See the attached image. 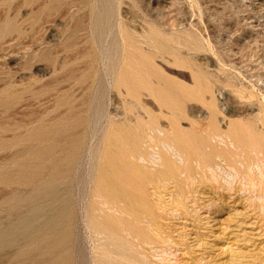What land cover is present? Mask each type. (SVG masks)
I'll return each mask as SVG.
<instances>
[{
	"label": "rangeland",
	"instance_id": "1",
	"mask_svg": "<svg viewBox=\"0 0 264 264\" xmlns=\"http://www.w3.org/2000/svg\"><path fill=\"white\" fill-rule=\"evenodd\" d=\"M71 1L76 6L71 7ZM119 3L0 0V233L8 234L30 210L50 212L52 203L70 191V160L83 131L90 130L103 108L113 111L118 106L124 111L126 101L131 100L125 90L108 86L104 70L97 82L94 71L82 76V57L73 63L81 51L86 52L85 61L98 59L96 70L101 69L102 55L118 57L113 38L100 43V49L96 46L99 38L92 26L98 11L121 15L130 28L147 32L141 48L134 50L140 59L135 66L146 79L139 87L141 103L146 106L143 118L150 113L162 128L177 125L191 140L195 160L224 166L225 159L217 155L221 146L216 147L203 132L216 109L218 125L226 129L231 122L236 124L244 143L253 146L243 151L246 160L250 156L256 160L252 149L264 150V0ZM73 21L86 27L87 39L75 49L71 47ZM150 32H156L152 41ZM102 135L99 132V138ZM97 142V138L92 141ZM230 163L214 175L210 170L203 172L194 161L188 168L182 165L175 178L147 183L143 192L152 212L144 213L142 219L143 226L153 230V238L140 244L136 239L126 251L134 262H124L117 255L106 262L264 264V186L243 185V166ZM90 201L88 197L86 202ZM63 231L60 226L59 232ZM79 231L85 237L77 244V264H83V255L85 264L105 262L96 247V234L82 225ZM30 241L0 244V264H46L34 246L28 249ZM69 260L65 251L61 263L69 264Z\"/></svg>",
	"mask_w": 264,
	"mask_h": 264
},
{
	"label": "bare ground",
	"instance_id": "2",
	"mask_svg": "<svg viewBox=\"0 0 264 264\" xmlns=\"http://www.w3.org/2000/svg\"><path fill=\"white\" fill-rule=\"evenodd\" d=\"M118 1L121 3V0ZM70 6H76V1H71ZM72 12L73 20L75 19V13ZM94 16L92 28L94 27V32L98 34L99 38V41L95 40L96 44L99 43L96 46L100 49V43H109L110 38H113V43L116 46L114 55L118 57L102 55L101 59L99 57L101 69L97 70L94 67L98 59L95 57V59L85 61L86 52L81 51V56H76L74 59L72 57L71 59H73V63H77L82 57L83 60L80 61L83 64L82 76L85 77L88 73L94 71V80L96 79L97 82L102 80L100 71L104 70L103 76L107 78L108 86L125 90L131 100L126 101L124 111L118 106H114L113 111L103 108L96 115L93 123H90V130L85 129L83 131L82 141L76 146L70 160L67 178L70 191L52 203L50 212L44 213L43 209L38 208L30 210L27 216L23 217L17 225L10 228L8 234H6V231L0 233V244L15 245L20 239H31L32 242L30 241L28 249L30 250V247L34 246L38 254L44 257L46 264H62L61 258L65 251H68L69 254V264H77L79 259L77 257V244L79 245L85 237L79 231L81 225L89 232L96 234L98 241L96 247L102 250L105 261L102 264H111L106 260L113 257V255H117L124 262H134L126 254V251L133 248L136 239L140 244L147 243L146 239L153 238V230L143 226L142 215L152 212V207L147 202L143 190L149 182L168 177L175 178L177 174L182 172V165L188 168L196 161L203 172L210 170L215 175L217 173L216 169L225 171V168L231 165L230 161H233L235 164L243 166L241 172L245 180L243 185L250 184L257 188L258 186H264V150L252 149V153L256 152V160L251 156L246 160L245 155L242 156L243 151L253 146L244 143L243 135L239 133L236 124L231 122L226 129L221 128L217 123L216 109L212 111L210 120L204 126L203 132H206L217 143L216 147L221 146V151L217 155L225 159L226 164L224 166L219 163L211 164L207 160H195L191 140L184 136L177 125L171 124L169 127L162 128L158 118L150 113H148L147 118H143L141 113L142 110H146V106L141 103L139 87L145 84L146 79L139 75L135 66L140 59L135 57L137 55H135L134 50L141 48L142 39L145 38L144 40H146L145 33L147 32L142 34L134 28H130V25L122 20L121 15H108V13L104 14L98 11ZM146 25L149 27L148 24ZM85 30L86 27H83V25L78 26L77 21H73L71 26V38L73 40L72 46L70 45L73 49L81 43L85 44L87 40ZM155 34L156 32H150L148 39H153ZM29 40L26 44L30 43ZM33 87L36 89L35 86ZM213 106L216 108L215 102ZM262 126L264 131V120H262ZM135 130H139L141 134H136ZM99 132L103 133L101 138L98 136ZM95 138L98 140L97 144L92 143ZM196 148L200 149L199 147ZM232 169L240 174L236 166H233ZM88 197H91V201L87 203ZM60 226L64 227L63 232H59ZM9 235L13 236V239L9 240L7 238ZM140 247L142 246L140 245ZM60 249H62V252ZM82 261L85 264L86 257L84 255Z\"/></svg>",
	"mask_w": 264,
	"mask_h": 264
}]
</instances>
